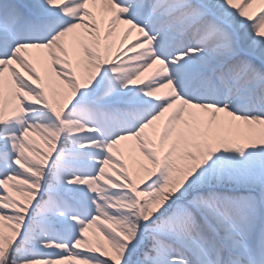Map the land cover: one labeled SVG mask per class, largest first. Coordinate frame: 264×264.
I'll use <instances>...</instances> for the list:
<instances>
[{"label": "snow or ice", "instance_id": "6c2138e0", "mask_svg": "<svg viewBox=\"0 0 264 264\" xmlns=\"http://www.w3.org/2000/svg\"><path fill=\"white\" fill-rule=\"evenodd\" d=\"M0 264H264V0H0Z\"/></svg>", "mask_w": 264, "mask_h": 264}]
</instances>
